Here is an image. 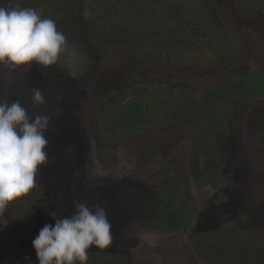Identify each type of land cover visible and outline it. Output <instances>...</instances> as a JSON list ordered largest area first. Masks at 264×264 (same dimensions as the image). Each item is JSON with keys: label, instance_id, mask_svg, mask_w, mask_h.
Returning <instances> with one entry per match:
<instances>
[{"label": "rangeland", "instance_id": "obj_1", "mask_svg": "<svg viewBox=\"0 0 264 264\" xmlns=\"http://www.w3.org/2000/svg\"><path fill=\"white\" fill-rule=\"evenodd\" d=\"M14 6L56 20L88 65L76 77L34 63L9 79L0 68V102L39 88L46 104L34 113L52 118L38 187L5 213L0 264H38L32 240L55 223L48 213L70 216L76 201L99 204L118 223L112 246L90 249L87 264H264V95L232 100L219 93L237 73L264 70V0H0V7ZM178 19L211 25L219 50L198 55L194 46L175 63L152 53L149 34ZM212 84L218 87L210 97ZM145 91L175 98L171 124L112 130L110 112ZM204 103L228 130L206 132L197 115ZM131 182L192 203L190 222L165 230L134 215L117 218L115 188Z\"/></svg>", "mask_w": 264, "mask_h": 264}, {"label": "clouds", "instance_id": "obj_2", "mask_svg": "<svg viewBox=\"0 0 264 264\" xmlns=\"http://www.w3.org/2000/svg\"><path fill=\"white\" fill-rule=\"evenodd\" d=\"M37 64L45 69L63 66L76 77L87 70L86 52L69 40L56 20L45 18L35 8L0 7V68L9 79L18 70ZM31 102L46 104L39 88H33ZM51 116L30 114L19 99L0 102V229L7 227L5 213L38 187L42 166L48 162ZM32 240L38 264H87L90 249L112 246V225L105 208L76 201L70 216L56 211Z\"/></svg>", "mask_w": 264, "mask_h": 264}, {"label": "trees", "instance_id": "obj_3", "mask_svg": "<svg viewBox=\"0 0 264 264\" xmlns=\"http://www.w3.org/2000/svg\"><path fill=\"white\" fill-rule=\"evenodd\" d=\"M186 21L178 19L171 25L164 24L157 27L154 32L149 34L150 45H148V48L151 52L166 57L169 62L175 63L176 60L191 56V48L194 46V50L197 51L198 55H206L212 47L216 48L214 38L218 34L213 31L211 25L202 23L200 25H190ZM137 38L139 42L144 39L141 35ZM223 84L224 87L219 93L229 99L251 100L259 98L264 95V70L252 72L251 75L237 73L230 81ZM217 87L218 84L210 85L207 94L213 97L215 94L214 89ZM31 92L30 89H24L20 97L12 98V100L19 99L24 106L30 108V113L34 114L37 106L31 102ZM175 103V98L168 93L148 95L146 92L116 106L110 112L111 117L107 118L106 122L111 125L112 130H117L120 133H135L146 129L164 128L172 122L170 113H174ZM206 110V104L204 103L199 106L197 114L198 119L200 118L204 125L207 123L206 132L218 133L222 128L228 130V126L222 121L223 119L216 122L212 121V115H216V112L211 110L206 113ZM229 118H231L230 115L226 116V121ZM61 149L63 150V147ZM66 159H70V156H66ZM114 193L113 197L116 199L113 198L114 200L112 199L111 202L118 209L119 216L117 218L120 217L122 220L125 216L128 218L130 215H134V222H142L165 230H177L188 224L193 215V204L189 202H187V205L180 204L181 201L175 192H161L131 182L118 185ZM116 220H110L112 227L118 224Z\"/></svg>", "mask_w": 264, "mask_h": 264}]
</instances>
